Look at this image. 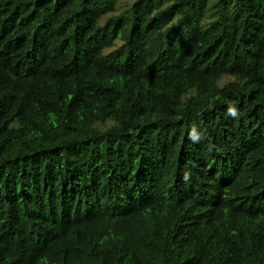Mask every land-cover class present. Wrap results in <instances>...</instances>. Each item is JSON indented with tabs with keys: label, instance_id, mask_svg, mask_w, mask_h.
<instances>
[{
	"label": "trees",
	"instance_id": "16d2710c",
	"mask_svg": "<svg viewBox=\"0 0 264 264\" xmlns=\"http://www.w3.org/2000/svg\"><path fill=\"white\" fill-rule=\"evenodd\" d=\"M120 1L0 0V264H264V0Z\"/></svg>",
	"mask_w": 264,
	"mask_h": 264
},
{
	"label": "rangeland",
	"instance_id": "374dc122",
	"mask_svg": "<svg viewBox=\"0 0 264 264\" xmlns=\"http://www.w3.org/2000/svg\"><path fill=\"white\" fill-rule=\"evenodd\" d=\"M134 0H122L119 2L118 7L119 10H124L127 8Z\"/></svg>",
	"mask_w": 264,
	"mask_h": 264
},
{
	"label": "clouds",
	"instance_id": "9594fccd",
	"mask_svg": "<svg viewBox=\"0 0 264 264\" xmlns=\"http://www.w3.org/2000/svg\"><path fill=\"white\" fill-rule=\"evenodd\" d=\"M231 111H233V114H234V110H231Z\"/></svg>",
	"mask_w": 264,
	"mask_h": 264
}]
</instances>
